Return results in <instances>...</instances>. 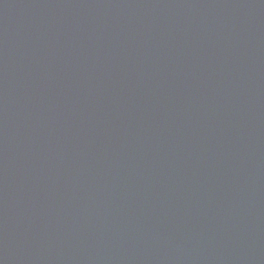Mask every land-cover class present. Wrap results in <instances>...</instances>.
Returning <instances> with one entry per match:
<instances>
[{
    "label": "water",
    "instance_id": "1",
    "mask_svg": "<svg viewBox=\"0 0 264 264\" xmlns=\"http://www.w3.org/2000/svg\"><path fill=\"white\" fill-rule=\"evenodd\" d=\"M0 264H264V0H0Z\"/></svg>",
    "mask_w": 264,
    "mask_h": 264
}]
</instances>
